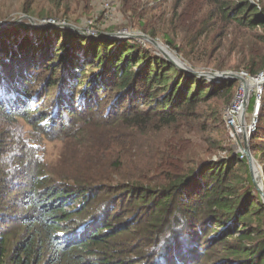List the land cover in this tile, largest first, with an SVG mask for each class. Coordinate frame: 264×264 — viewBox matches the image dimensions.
<instances>
[{
	"label": "trees",
	"instance_id": "1",
	"mask_svg": "<svg viewBox=\"0 0 264 264\" xmlns=\"http://www.w3.org/2000/svg\"><path fill=\"white\" fill-rule=\"evenodd\" d=\"M24 1L23 13L35 14ZM90 1L48 0L54 17ZM204 1L214 5L212 25L197 16L203 3L173 0L174 17L192 14L181 37L192 50L175 38L166 44L193 65L257 77L264 0ZM146 5L121 0L123 13L147 23ZM218 24L240 35L199 56L193 40ZM147 46L26 24L0 33V264H264V203L246 157L213 161L218 146L199 118L209 101L230 103L239 83L190 76ZM262 90L256 153L264 151ZM55 143L70 159L52 166Z\"/></svg>",
	"mask_w": 264,
	"mask_h": 264
},
{
	"label": "rangeland",
	"instance_id": "2",
	"mask_svg": "<svg viewBox=\"0 0 264 264\" xmlns=\"http://www.w3.org/2000/svg\"><path fill=\"white\" fill-rule=\"evenodd\" d=\"M107 1L108 0H91L90 4L87 2H80L79 6L72 5L70 6L71 7L70 10L64 11L67 12L68 16H63L62 14H59L56 17H54L52 16L55 13L54 6L51 3H49L48 0H31L30 3H33L31 6L35 11V14L33 15L23 13L24 9H22V4L26 3L24 0H0V33L5 32L6 30H9V28L19 24L30 25L32 28L38 30V29L47 28L44 26H40L39 25L40 23L45 26L46 23H50L52 24V26H55L64 22L66 24L73 25L75 28L79 29L81 27L80 25L81 22L92 16L95 18L92 19V22L96 25L98 31H104L103 35L124 34L123 36H121V38H114L110 36H106L102 38L130 39V40L133 39L134 44L137 45L141 44L143 46H146V44H148L149 46H147V48L153 50L156 55L161 56L163 59L167 61L171 59L167 55L166 56L164 55L165 57L164 58L162 52L159 49H157L155 46H153L146 40H143L142 38L138 37V36H144L160 44L161 47H164L175 58H178L181 62H183L187 67H189L193 71L207 72L209 70H212L213 65H208V66L193 65L192 63L187 62L183 57L179 56L177 52H175L173 46H168L166 44V37L175 38L176 39L174 41L175 44L181 43L180 45L184 46L187 52H190L192 50V48L187 45L191 43L181 38L184 34L190 32V28L192 27V24L194 22L192 18V14L191 12H187V15L180 17L179 19L177 16L174 17V12L172 10L173 0H144V2L147 4L144 10L145 12L144 20L148 16L147 23L145 21L140 22V20H138L137 18L130 17L129 15L123 13L121 9V0H112L115 3L113 4L115 10L102 11V6ZM251 1L254 3L258 2V0H251ZM191 2L192 0H186L185 7H187L189 4L192 5ZM198 2L203 3L202 9H200V11H198L197 13L199 20L203 22L201 23L202 26L209 23L212 25L213 22H215V20L209 21L208 17H209V12H212L214 10V5L208 6L204 0H198ZM51 12H53V14ZM42 14L50 16L51 18L45 19L39 17ZM25 17L33 19L35 25H31V22ZM11 22H15L17 24L10 25ZM141 23L143 24L145 23L146 25L148 24L149 29H145L144 27H142ZM87 25H89V22L88 23L84 22V26L82 28L83 32L95 33L97 31L94 28L87 29L86 28ZM150 29L155 33L154 36L148 35L150 33ZM29 34L33 35L32 32H30ZM127 34H130L131 36ZM95 35L100 37L102 36L97 34H94L93 36ZM239 35L240 32L235 30L234 28L232 27L221 28L218 24L217 29H214L210 34H206V29L204 28L198 40H193L192 44H194V47H196V53L199 56L205 55V57L208 58L210 53L213 56L214 53L218 52L219 48L223 44V38L225 36L230 37V40H232L233 38H237ZM86 38L99 39V38H89V37ZM226 49H227L226 53H228V50H230L231 47H228ZM234 63L235 61L232 60L231 64ZM212 72H219V71L212 70ZM256 80L258 82L263 80L264 82V76ZM238 83L239 85L242 84L240 82ZM248 97H249V102L250 100H254L253 88L249 89ZM229 104L230 103H226L224 101V98L221 97L218 100L209 101L206 105H202L199 110L201 127H203V124H206L205 135L207 136V138H209V140H213L214 142H216L218 146V151L215 152L211 157L213 161L222 160L228 157V155L230 154L239 155V156L240 154L245 155L243 153V147L245 145L244 136L246 134V125H248L249 121L251 120L252 112L254 110L255 104H253L252 106L250 102V106L248 105L245 112L246 116L243 114L244 126H243L242 134L241 133L236 134L232 131L231 128L227 127L225 120V113ZM256 120H257L256 123V127H257L258 115ZM239 122L240 120L237 116L235 118V123L238 124ZM255 132L251 134V136L254 135ZM251 136L248 141V146L250 151H251V146L253 144ZM66 150L67 147L65 144H61V145L58 143L51 145L48 144L47 154H46V159L48 163L53 164L52 166H57L62 160V155L65 159L66 158L70 159V156L65 153ZM261 150L260 152L258 151V153L251 151L256 169L255 173H252V178L253 180L254 179L257 180V187L261 188L264 194V167H263V161L261 160L264 151ZM257 155H260V158ZM256 192L258 191L256 190Z\"/></svg>",
	"mask_w": 264,
	"mask_h": 264
},
{
	"label": "water",
	"instance_id": "3",
	"mask_svg": "<svg viewBox=\"0 0 264 264\" xmlns=\"http://www.w3.org/2000/svg\"><path fill=\"white\" fill-rule=\"evenodd\" d=\"M24 18V17H22ZM27 18V17H25ZM30 22H31V25H35L34 24V20L31 19V18H27ZM12 24H17L15 22H11L10 25ZM40 26H44V27H50V28H63V29H68V30H71V31H74V32H77L85 37H89V38H102V37H106V36H110V37H114V38H121V34H118V35H108V34H105V35H102L101 37L100 36H93V35H89L87 34L86 32H83L82 30L80 29H77L75 28L73 25H70V24H66L64 22H62L61 24H58V25H55V26H52V25H49L46 23V26L45 25H42L41 23L39 24ZM127 35H130V34H127ZM131 36V35H130ZM135 37V36H134ZM140 38H142L143 40H146L147 42H149L150 44H152L153 46H155L157 49H159L162 54H163V57L164 55L166 56L165 53H163V51L160 49L161 48V45L158 44L157 42H155L154 40H151L149 38H146L144 36H138ZM165 58V57H164ZM168 62L172 63L173 65L176 66V68H178L179 70L181 71H184L186 74L190 75V76H194V77H197V78H202L210 83H213V84H217V83H221L223 81H238L242 84H246L247 83V80L243 79L242 77H240V75H238L237 73H234V72H230V71H224V72H212V71H207V72H204V71H193L192 69H190L189 67H187L183 62H181L178 58H176L175 60H171L169 59ZM261 76L258 75L256 78H260ZM261 87H264V83L261 84ZM250 88L247 89V92L249 91ZM247 103H248V100H247ZM248 141H249V137H247L246 135L244 136V142H245V145L243 147V153L245 154V157H246V161H247V164H248V167H249V172H250V176H251V180H252V183L254 185V187L256 188V190L259 192V196L261 197V199L263 200V203H264V194H263V190L259 187H257V180L252 178V173H255L256 169H255V163H254V159H253V156L251 154V151L249 150V146H248Z\"/></svg>",
	"mask_w": 264,
	"mask_h": 264
},
{
	"label": "built area",
	"instance_id": "4",
	"mask_svg": "<svg viewBox=\"0 0 264 264\" xmlns=\"http://www.w3.org/2000/svg\"><path fill=\"white\" fill-rule=\"evenodd\" d=\"M113 4H115L112 0H108L107 2H105L102 6V11H111V10H115V8L113 7ZM89 22V25H92V20L87 21V23ZM49 25H52L50 23H47ZM88 29V27H87ZM89 35H94L95 33H88ZM238 75H240V77H242L243 79L247 80L248 83H250V81L252 80H256L258 78L256 77H251L249 76L246 72H239L237 73ZM261 77L264 76V71L261 72L259 74ZM264 82H261L258 86L256 87H252V85L250 86V88H253V96H254V110L252 112V117L251 120L249 121V124L246 125V136L250 137L251 134H253L256 130V123H257V115H258V109L260 107V101H261V96H262V89L263 87H261V84H263ZM251 88V89H252ZM247 86L246 84H240L236 90V93L232 99V101L230 102V104L227 107L226 113H225V120H226V124L227 127L231 128L232 131L236 134H242L243 133V114L246 116L245 112L246 109L249 105V97H248V92H247ZM248 100V103H247ZM238 116L240 122L238 124L235 123V118ZM245 157V155L240 154L239 158L240 160H243Z\"/></svg>",
	"mask_w": 264,
	"mask_h": 264
},
{
	"label": "bare ground",
	"instance_id": "5",
	"mask_svg": "<svg viewBox=\"0 0 264 264\" xmlns=\"http://www.w3.org/2000/svg\"><path fill=\"white\" fill-rule=\"evenodd\" d=\"M162 51H163V53H165L169 58H171L172 60H175L176 58L171 54V53H169L164 47H161L160 48ZM261 82H263V80L262 81H260V82H258L257 80H252V81H250V83H246V86H247V88H250V86L252 85V87L254 88V87H256V86H258ZM251 87V88H252ZM250 88V89H251Z\"/></svg>",
	"mask_w": 264,
	"mask_h": 264
},
{
	"label": "clouds",
	"instance_id": "6",
	"mask_svg": "<svg viewBox=\"0 0 264 264\" xmlns=\"http://www.w3.org/2000/svg\"><path fill=\"white\" fill-rule=\"evenodd\" d=\"M264 88V87H263ZM260 108V107H259ZM258 111H259V109H258ZM250 138V137H249Z\"/></svg>",
	"mask_w": 264,
	"mask_h": 264
}]
</instances>
